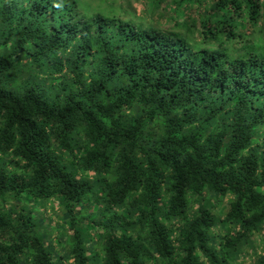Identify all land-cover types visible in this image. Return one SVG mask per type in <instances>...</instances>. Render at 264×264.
<instances>
[{"label":"trees","instance_id":"obj_1","mask_svg":"<svg viewBox=\"0 0 264 264\" xmlns=\"http://www.w3.org/2000/svg\"><path fill=\"white\" fill-rule=\"evenodd\" d=\"M0 264H264V0H0Z\"/></svg>","mask_w":264,"mask_h":264}]
</instances>
